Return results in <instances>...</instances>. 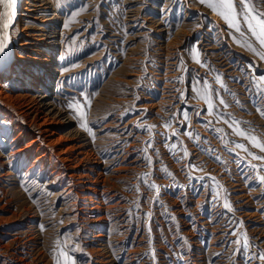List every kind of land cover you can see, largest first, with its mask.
<instances>
[{
    "label": "rangeland",
    "instance_id": "374dc122",
    "mask_svg": "<svg viewBox=\"0 0 264 264\" xmlns=\"http://www.w3.org/2000/svg\"><path fill=\"white\" fill-rule=\"evenodd\" d=\"M52 2L48 101L64 116L45 124L55 148L86 135L101 187L92 221L61 214L69 199L9 159L28 140L0 117V264H264V152L236 131L264 143V47L243 18L241 35L200 0Z\"/></svg>",
    "mask_w": 264,
    "mask_h": 264
},
{
    "label": "bare ground",
    "instance_id": "6f19581e",
    "mask_svg": "<svg viewBox=\"0 0 264 264\" xmlns=\"http://www.w3.org/2000/svg\"><path fill=\"white\" fill-rule=\"evenodd\" d=\"M5 11L11 13L12 10H6L4 6L0 4V13H3ZM58 12L54 8V3L52 2V0H16L14 15L11 17L9 28L7 30H4L2 26H0V38H3L5 36L7 37V47L5 48L3 53H0V117L4 118V122H8V120H10V122L13 123V129L11 130V134L15 136L13 144L17 146V144L21 143V141H24L26 139L28 140L26 143L23 142V144L17 147H13L12 143H8L13 147L11 152L9 153V159L13 158L11 160L14 161L16 156H21L24 154L23 161L29 164V175H34L36 173V167L39 166V177L44 178V176H49V185H52L53 187H56V185H58L57 187L61 189L60 193L65 195L66 200L69 199V202L65 204L66 206L64 207V211L63 213L61 212V214L72 213L76 218L83 219L82 216H85L89 218L90 221H92L93 219L92 217H90V214H92V212L96 210V197H99L97 196V194L99 193V188L101 187V176L98 173V176L95 177L93 176V174H91V172L94 170L91 169L92 153L89 150V142L87 141L88 138H85V134H82V132L76 130L74 132L76 142L73 145L66 146L65 148L67 150L55 148V139L50 140V135L53 132V127L46 126V115H48L49 113H54L56 116H61L64 114L62 111H60L59 108V110H57L54 102L48 101V97H50L51 95L49 90V83L50 80H52V66L54 65V60H52L53 57L51 54L53 50H55L57 41L60 40L58 39V35L60 34L57 29V20L58 18H60L58 17L60 16L58 15ZM5 19L7 18L5 17L3 19H0V25H2ZM38 20L39 23H36V21ZM135 20L137 19L135 18ZM26 52L30 54L26 56ZM56 67L57 65L55 62L54 70L56 69ZM9 86H13L19 91H26L25 93L23 92L16 94V96H11L7 92ZM37 92L41 93H39V95H36ZM15 114L19 118L18 120L16 119ZM39 114H44L45 120L42 123H39L37 121ZM61 118L59 119L60 123H62ZM71 122L72 118L69 115V119L68 122H66V125ZM34 129L36 131H34ZM58 139H60L61 141L62 136L58 137ZM1 152L2 151L0 150V153ZM92 163L93 165L95 164L96 167L99 166L98 162ZM116 170L122 171L124 170V167H118L116 168ZM66 209H68V212L66 211ZM67 224L70 225V222H68ZM19 259L21 258L19 257Z\"/></svg>",
    "mask_w": 264,
    "mask_h": 264
},
{
    "label": "snow or ice",
    "instance_id": "6c2138e0",
    "mask_svg": "<svg viewBox=\"0 0 264 264\" xmlns=\"http://www.w3.org/2000/svg\"><path fill=\"white\" fill-rule=\"evenodd\" d=\"M200 2L211 9L213 12H215L217 15H219L229 25V27L233 28L236 32L241 33V35H244V32L241 28L242 17L243 25L244 27H246L247 32L251 34V36L261 47H264V14L257 13L254 10L253 5L250 3V0H240V4L242 5L240 11L237 10L235 0H200ZM262 2H264V0H262ZM0 4H2L6 10H12L11 13L8 11L0 13V19H3L5 17L7 18L0 26H2L4 30H7L9 28L11 17L14 15L16 0H0ZM6 47L7 37L5 36L3 38H0V53H3ZM248 47H251V45H248ZM253 51L255 50L253 49ZM261 58L264 59V57ZM205 102L208 103L209 108L212 107L211 101L206 97ZM221 103H223V101H221ZM186 115L187 114L185 113V116ZM262 115H264V113H262ZM81 118L84 119L83 114ZM236 131L238 135L247 139L254 147L258 148L261 152H264V143H261L254 136L247 135L242 130L237 129ZM237 147L243 149L242 145H237ZM244 150L246 151V149ZM252 158L264 161V157L261 156L253 155ZM260 182L264 184V176L260 177ZM225 207L230 209V205H228L227 203H225ZM237 243L239 244L240 242L237 241ZM244 246L248 247V244L245 243ZM258 259L264 260V255H260Z\"/></svg>",
    "mask_w": 264,
    "mask_h": 264
}]
</instances>
